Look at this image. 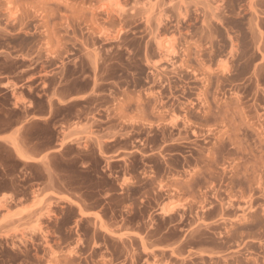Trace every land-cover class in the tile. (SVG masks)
<instances>
[{
	"label": "rangeland",
	"instance_id": "374dc122",
	"mask_svg": "<svg viewBox=\"0 0 264 264\" xmlns=\"http://www.w3.org/2000/svg\"><path fill=\"white\" fill-rule=\"evenodd\" d=\"M47 102L0 264H264V0H0V132Z\"/></svg>",
	"mask_w": 264,
	"mask_h": 264
},
{
	"label": "crops",
	"instance_id": "0c3cea01",
	"mask_svg": "<svg viewBox=\"0 0 264 264\" xmlns=\"http://www.w3.org/2000/svg\"><path fill=\"white\" fill-rule=\"evenodd\" d=\"M84 98L85 96H73L65 101L63 105L81 102ZM32 108L9 109L19 110L21 112V119L15 126H11L0 132V144L13 155L15 161L22 165H37L43 161H48L49 157L59 151L58 147L60 144L72 143V141H69V138L75 133L73 129L83 125V121L76 116L66 121L51 122L55 109L49 106L48 102L46 103V109L42 113L38 109ZM29 128H32V139L27 142L23 139V132ZM48 132H52L54 135L51 143L41 151H34L35 145L40 142L39 136L43 137ZM5 196L13 197L9 192L5 193Z\"/></svg>",
	"mask_w": 264,
	"mask_h": 264
},
{
	"label": "bare ground",
	"instance_id": "6f19581e",
	"mask_svg": "<svg viewBox=\"0 0 264 264\" xmlns=\"http://www.w3.org/2000/svg\"><path fill=\"white\" fill-rule=\"evenodd\" d=\"M160 22H161V20H159V21H158V24H157V25H159V26H160V25H161V23H162V22H161V23H160ZM173 208H174V207L172 206V208L170 207V208H169V210H171V209H173ZM165 211H166V210H165Z\"/></svg>",
	"mask_w": 264,
	"mask_h": 264
}]
</instances>
